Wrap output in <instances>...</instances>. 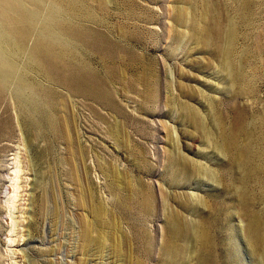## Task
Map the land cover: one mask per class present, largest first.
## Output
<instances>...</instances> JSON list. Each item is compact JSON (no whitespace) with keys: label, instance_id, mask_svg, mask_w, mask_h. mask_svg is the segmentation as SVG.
<instances>
[{"label":"rangeland","instance_id":"rangeland-1","mask_svg":"<svg viewBox=\"0 0 264 264\" xmlns=\"http://www.w3.org/2000/svg\"><path fill=\"white\" fill-rule=\"evenodd\" d=\"M17 3L0 264H264V0Z\"/></svg>","mask_w":264,"mask_h":264},{"label":"bare ground","instance_id":"bare-ground-1","mask_svg":"<svg viewBox=\"0 0 264 264\" xmlns=\"http://www.w3.org/2000/svg\"><path fill=\"white\" fill-rule=\"evenodd\" d=\"M17 1L18 0H0V7H2L0 16H3L10 24L19 26L27 19V17L24 14L23 10L21 9L20 5L17 3ZM8 13L10 17L7 16ZM18 32H19V35L21 34L23 36L27 34V31L25 30V28H18ZM54 51H55V45H52V43L45 42V41H41L37 43L34 49V54H37V55L43 54L44 56H47L50 59L49 66L46 69H44L49 74L60 73L59 72L60 69L52 65L51 58H53V56L55 55V54L53 55ZM16 73H17L16 68L12 65L10 60L6 58L0 51V92H2L7 82H9L11 79L16 77ZM78 80L81 81V78H78ZM19 85H20L19 90L25 87V84L22 83V80L19 81ZM254 224L255 225L253 226L252 235H254V237L257 238L258 240H260V237H259L261 235L260 232L255 235V230H257L259 227L257 226L256 223ZM251 240L254 241L253 238H251ZM254 244H258V243L254 241Z\"/></svg>","mask_w":264,"mask_h":264}]
</instances>
